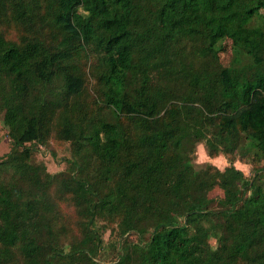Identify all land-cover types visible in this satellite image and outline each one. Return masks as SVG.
Instances as JSON below:
<instances>
[{"label":"trees","instance_id":"16d2710c","mask_svg":"<svg viewBox=\"0 0 264 264\" xmlns=\"http://www.w3.org/2000/svg\"><path fill=\"white\" fill-rule=\"evenodd\" d=\"M225 39L251 62L222 65ZM0 115V264H264L262 173L234 165L264 160V0H0ZM51 137L56 173L33 162ZM198 142L229 165L196 168Z\"/></svg>","mask_w":264,"mask_h":264},{"label":"rangeland","instance_id":"374dc122","mask_svg":"<svg viewBox=\"0 0 264 264\" xmlns=\"http://www.w3.org/2000/svg\"><path fill=\"white\" fill-rule=\"evenodd\" d=\"M81 11L79 10V13ZM3 33L8 38L17 37V29L11 25L2 26ZM223 46L222 51L219 53V57L222 65L239 67L244 64L250 63L251 58L242 50L235 47L230 40L225 39L218 43ZM82 69L85 73L86 85L84 91V100L87 103L99 100L98 83L95 77V67L92 61L88 60L82 63ZM10 149V139L7 135V129L2 123L0 115V155L6 154ZM33 151V162L41 163L45 166L46 170L50 173H56L67 169L70 164L69 161L72 158L71 145L67 141H62L55 137H51L46 144H35ZM256 150L253 146L247 144L243 149H239L235 152L234 157L237 159L234 162L236 168L243 171L247 177H252L255 171L261 170V179L264 182V167L259 169L260 166L264 165V160H254L253 153ZM196 168L205 167L207 165H214L219 169H223L228 164L227 156L219 154L215 157L208 155L207 148L202 142H198L195 146V155L192 160ZM235 194L227 190H221L215 188L209 196L219 198H231ZM61 209L65 217L69 220H65L68 226L74 231V212L73 208L67 202L60 203ZM64 217V219H65ZM71 218V219H70ZM112 225V224H110ZM111 227V226H110ZM109 227V228H110ZM71 235H69L70 237ZM104 247L100 253L98 260L102 262L113 260L118 253V243L120 238L116 236L115 232H111L110 229H106L103 233ZM211 245L214 244V240H210Z\"/></svg>","mask_w":264,"mask_h":264}]
</instances>
